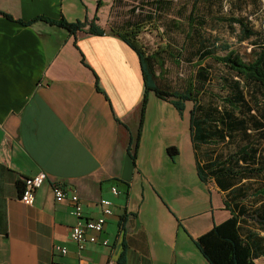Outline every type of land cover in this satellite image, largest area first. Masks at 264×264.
Segmentation results:
<instances>
[{"label":"crops","instance_id":"obj_1","mask_svg":"<svg viewBox=\"0 0 264 264\" xmlns=\"http://www.w3.org/2000/svg\"><path fill=\"white\" fill-rule=\"evenodd\" d=\"M141 2L150 0H0L11 17L0 14V264H209L195 240L231 217L232 187L201 180L190 114L188 130L185 111L147 91L139 55L112 31L139 22ZM85 21L105 34L59 24ZM41 172L27 206L23 183ZM54 184L77 191L85 218L113 202L98 243L71 240L76 219Z\"/></svg>","mask_w":264,"mask_h":264},{"label":"trees","instance_id":"obj_2","mask_svg":"<svg viewBox=\"0 0 264 264\" xmlns=\"http://www.w3.org/2000/svg\"><path fill=\"white\" fill-rule=\"evenodd\" d=\"M163 3L162 0L153 1L150 3L154 6L153 10L148 11L143 18L138 16L139 22L120 31H112L139 55L147 91L171 101L181 115L186 102L192 103L191 137L201 180L207 182L213 178L222 188L232 187L225 199L231 217L196 239L197 248L209 264H256V260L264 258V240L250 228V224L264 232V201L254 204L264 198V155L253 142L252 132L261 133L264 129V41L260 40L259 33L244 18L230 19L231 24L239 25V42L252 40L253 48L248 57H242L234 51L218 55V43L209 41L208 45L202 44L196 52L201 61L212 60L222 67L219 75L212 69L200 67L181 90L168 83L161 84L159 79L166 72L162 55L168 53L174 60L179 55L170 51L171 45L168 43L161 44L150 55L138 37L144 26L155 23V16ZM133 9L132 12L137 13ZM59 24L71 33L90 26L91 34H105L94 22ZM223 50L227 51L229 47L224 46ZM156 65L160 68V74H157ZM216 85L221 91L218 94L214 91ZM146 104L145 98L142 113ZM229 143L236 144L235 151H221L215 157L212 156L214 151L210 148ZM168 151L172 156L178 152L174 147ZM135 158L136 153L133 155ZM253 179L261 181L255 189L249 183ZM249 201H252L251 205Z\"/></svg>","mask_w":264,"mask_h":264},{"label":"rangeland","instance_id":"obj_3","mask_svg":"<svg viewBox=\"0 0 264 264\" xmlns=\"http://www.w3.org/2000/svg\"><path fill=\"white\" fill-rule=\"evenodd\" d=\"M157 1V0H154ZM163 6L158 9V15L155 16L154 24L144 26L140 34L144 43L138 37V40L146 47L148 54H153L156 49L168 43L171 45L172 53L179 55L176 60L172 59L168 53L162 55L165 62L164 77L159 79L161 84L168 83L175 89H183L185 83L200 67L214 70L219 75L221 68L212 60L201 61L196 51L204 44L208 45L209 41L218 43L220 49L218 55H226L229 51H234L242 57H248L252 50V40L239 42L238 33L239 25L231 24L229 21L233 18H244L249 26L259 33L260 40L264 41V0H162ZM153 0L146 5L139 3L132 12V20L136 21L137 17L143 18L146 13L151 12L154 8L151 5ZM151 3V4H150ZM144 13H142V12ZM163 35V37H162ZM219 41V42H217ZM228 46L229 50H223ZM178 51V52H176ZM177 62V63H175ZM179 62V63H178ZM157 74H160V68L155 66ZM162 80L166 82L162 83ZM218 84V83H216ZM219 85V84H218ZM215 93H220L216 85ZM155 94V93H154ZM155 96H157L155 94ZM185 117L186 125L189 130V114L192 107L191 102H186ZM253 142L259 146L261 154L264 155V129L261 133L252 132ZM236 144L229 143L226 145L213 146L212 156L215 157L217 152L235 151ZM259 179H253L251 188L258 187ZM254 190H252V193ZM264 198L259 199L254 204H260ZM248 204H252L249 201ZM250 228L256 231L264 240V232L250 224ZM258 264H264V259H259Z\"/></svg>","mask_w":264,"mask_h":264},{"label":"built area","instance_id":"obj_4","mask_svg":"<svg viewBox=\"0 0 264 264\" xmlns=\"http://www.w3.org/2000/svg\"><path fill=\"white\" fill-rule=\"evenodd\" d=\"M47 176L44 172L28 178L24 181V187L20 193V201L27 205L33 206L35 203L36 192L45 183ZM112 193L115 196L120 194L117 187H112ZM53 195L57 202H69L72 206V215L76 219V224L71 229L70 237L79 247L84 250L86 245L98 243L99 235L104 231L109 218L114 215V204L108 199H102L100 205L102 207V215L98 218H85L83 214V206L77 191L73 188H66L61 184L53 185ZM102 244L107 246L108 240H103ZM55 252L66 255L68 250L60 245L55 246Z\"/></svg>","mask_w":264,"mask_h":264}]
</instances>
